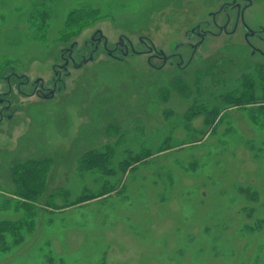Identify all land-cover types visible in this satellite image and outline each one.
<instances>
[{"label": "rangeland", "instance_id": "obj_1", "mask_svg": "<svg viewBox=\"0 0 264 264\" xmlns=\"http://www.w3.org/2000/svg\"><path fill=\"white\" fill-rule=\"evenodd\" d=\"M227 2L0 0V221L33 220L0 264H264V57L220 34L188 62ZM232 3L264 28V0Z\"/></svg>", "mask_w": 264, "mask_h": 264}, {"label": "trees", "instance_id": "obj_2", "mask_svg": "<svg viewBox=\"0 0 264 264\" xmlns=\"http://www.w3.org/2000/svg\"><path fill=\"white\" fill-rule=\"evenodd\" d=\"M243 98H240L235 103L236 105H248L249 103L256 102L253 98L254 96L251 95H244ZM264 98V90H263V96ZM257 99V98H256ZM263 109V108H261ZM192 114V112H191ZM212 115V114H211ZM205 125L209 126L210 122V114L205 115ZM105 156L102 155H94L92 153L88 154L87 157L83 160H81L82 168H85L87 170H92L99 166L105 159ZM96 164V165H94ZM44 175L45 172L43 169L34 168V163H32V167H26L23 172H18V170L15 169V171L12 173L13 176V182L17 186L16 195L20 197L22 201L18 203V209H23L24 207L26 210H28L26 202H35L39 196L41 195V186L44 185ZM96 197V196H95ZM93 197V198H95ZM91 196H81L76 199V203L81 202L86 199H93ZM74 202V203H75ZM29 214V213H28ZM34 217V214L31 215ZM33 220H29V222L25 223L24 221H16V222H5L0 221V254L5 253L9 250L10 246H17L22 242V235L21 231L25 229L26 231L30 232L33 228ZM10 238L11 244H8L6 239Z\"/></svg>", "mask_w": 264, "mask_h": 264}, {"label": "flooded vegetation", "instance_id": "obj_3", "mask_svg": "<svg viewBox=\"0 0 264 264\" xmlns=\"http://www.w3.org/2000/svg\"><path fill=\"white\" fill-rule=\"evenodd\" d=\"M234 8H236L235 14L233 16L234 26H233L232 31L230 33H228V32H226V26H227L226 24H228V23H226V21L229 17L225 16L224 23L221 25H219L215 22V17H216V15L221 14L222 12H225V11H228V10L234 9ZM209 15L212 17V23L216 29L215 31H212V30L209 31L208 29H202L200 26H194L191 30L185 32V34H187L188 39L190 41V42H188V46L192 51L190 59L194 58V56L197 52V48L200 47L205 42V40L208 36L218 37V36H220V34H243V37H244V34H246L248 32L247 30L244 29V25H243V22L241 20V10L238 7V5H236V3H232V0H231V2L225 3L224 6L221 5L217 11L210 12ZM230 21H231V19L229 18V22ZM258 33L264 34V28L257 29V31L253 35V37H256L259 40H262L264 42V39H261ZM253 37H250L248 39H251ZM195 38L198 39V41L193 43L192 40ZM259 52H255V53L264 57V52H262V51H259Z\"/></svg>", "mask_w": 264, "mask_h": 264}, {"label": "water", "instance_id": "obj_4", "mask_svg": "<svg viewBox=\"0 0 264 264\" xmlns=\"http://www.w3.org/2000/svg\"><path fill=\"white\" fill-rule=\"evenodd\" d=\"M248 5L249 7L251 6V2L248 1ZM247 9V8H246ZM241 20L243 22V25H244V29L247 30L248 32L246 34H244V40L246 42V44L251 48V55H258L257 53L255 52H259L261 50H259L258 48H255L254 46H252V44L250 43L249 39L250 37H253L254 33L257 31V29H252V28H249L248 25L246 24V22L244 21V14L241 15ZM246 26V27H245ZM255 31V32H254ZM203 41V40H202ZM146 43V42H145ZM120 44H122V42H120ZM148 53H153L154 50H151L150 47H148V50H147ZM260 53V52H259ZM158 54L164 56V53L162 51H159ZM151 55V54H150ZM150 57V56H149ZM164 63L166 62V59H163ZM188 62H191V59L188 61ZM187 62V63H188ZM178 67H181L179 66V63L177 64Z\"/></svg>", "mask_w": 264, "mask_h": 264}, {"label": "bare ground", "instance_id": "obj_5", "mask_svg": "<svg viewBox=\"0 0 264 264\" xmlns=\"http://www.w3.org/2000/svg\"><path fill=\"white\" fill-rule=\"evenodd\" d=\"M126 253H127V249L123 251V255H126Z\"/></svg>", "mask_w": 264, "mask_h": 264}]
</instances>
